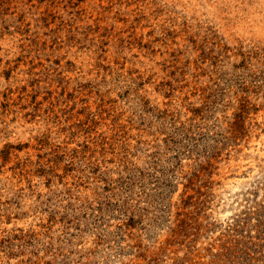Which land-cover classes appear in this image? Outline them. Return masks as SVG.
I'll list each match as a JSON object with an SVG mask.
<instances>
[{"label":"rangeland","instance_id":"374dc122","mask_svg":"<svg viewBox=\"0 0 264 264\" xmlns=\"http://www.w3.org/2000/svg\"><path fill=\"white\" fill-rule=\"evenodd\" d=\"M0 264H264V0H0Z\"/></svg>","mask_w":264,"mask_h":264}]
</instances>
